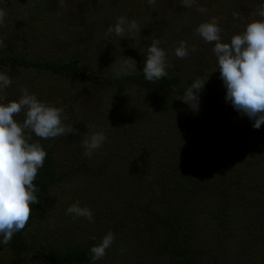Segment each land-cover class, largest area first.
<instances>
[{"label": "rangeland", "instance_id": "rangeland-1", "mask_svg": "<svg viewBox=\"0 0 264 264\" xmlns=\"http://www.w3.org/2000/svg\"><path fill=\"white\" fill-rule=\"evenodd\" d=\"M65 3L67 10L59 6L58 0H0V9L7 13L5 23L0 26V44L12 47L22 57L31 53L49 59L78 56L83 59V64L96 72L67 80L54 74H36L35 70L24 68L17 69L13 74L0 69V73L8 75L12 81L11 86L0 93L6 96L3 103H8L7 100L18 102L23 95L22 90L33 79L40 84L41 90L49 91V96L55 94L59 105L72 113L69 125L78 130L77 134L50 138V141L60 144V160H84L88 164L87 168L83 166V170H76L74 177L69 175L68 180L51 189V203L53 209L58 210L55 218L61 219L58 223L61 228L55 230L59 238H69L68 227L74 241L86 238L92 229L100 240L109 231L114 236L119 235L122 222L118 221L115 212L107 210L117 202V198L125 196L132 227L125 231L122 239L117 237V241L129 238L132 231L135 237L141 235L144 242L150 243L155 229H149L143 223L148 219L154 220L161 207L157 204L155 208H147L148 204L142 201L144 196L141 194H147L148 199L161 196L164 182L159 184L156 175L163 176L168 157L173 160L172 171H180L182 177L185 174L196 179L200 176L209 182H213L209 177L216 175L220 160L225 159L228 169L233 170L230 177L242 181L252 173L255 192L251 193V198L255 202L259 198L264 201V124L255 129L254 121L237 112L225 99L226 88L215 84V77L210 81L207 94L198 93L197 106L182 100L189 87L186 84L189 77L199 74L208 77L217 71L216 57L212 51L214 42H205L195 29L216 17L221 29V42H230L233 35L246 30L248 23L261 19L256 13L264 5V0H195L192 7H184L183 0H156L154 5H150L148 0H65ZM198 6L206 7L207 11H196ZM233 13L238 16L234 18ZM122 16L129 22L134 20L138 30L132 34L126 32L124 37L114 32L106 34L108 28L114 27ZM157 38L160 40L159 47L166 53V61L174 65L167 70L168 74L183 76L176 93L172 94L175 96L172 103L169 104L173 100L170 99L164 107L157 105L134 78L126 79V76H123L124 82L98 85L99 82L105 83L100 76L116 72L125 58H129L130 63L131 59L136 62L131 74L142 71L148 47ZM180 41L186 43L189 51V55L183 59L175 55ZM96 74L100 76L95 77ZM93 85L98 88H93ZM177 90L183 91L178 94ZM14 91L18 100L12 95ZM30 95H35L41 101V95ZM82 96L86 97L82 99ZM132 113L137 121L152 118L153 123H140L136 131L122 135L119 122L123 118L128 121ZM85 114L92 118L86 120ZM160 115L165 117L161 121L155 120ZM86 124L93 126L89 132H102L106 137L103 145L91 157L84 155V152L74 151L75 138L82 140L81 134L87 131ZM214 131L221 133V138L216 139ZM136 132L145 139L142 141L133 136ZM232 133L235 134L234 138L228 144L232 147L235 144L236 148L233 155L230 152L228 159L230 153L225 148L223 138ZM216 141L219 143L215 144ZM244 143L246 146L237 148ZM240 157L243 159L237 163ZM236 169L239 174L235 172ZM84 173L87 175L84 176ZM169 182L171 180L167 179ZM109 188L111 192H107ZM163 200L165 203L166 198ZM74 203L91 210V222L85 217L67 213V208ZM98 207L101 212L95 214ZM205 216L199 214L191 226L195 229L197 226L200 231L211 228L212 223ZM98 221L102 224L100 227ZM50 231L47 235L51 237ZM214 233H225V230L215 229ZM226 245L237 251L232 240L230 245ZM151 248L155 249L156 246ZM159 252L161 250L158 248ZM136 253L135 247L124 253L121 263L126 264L130 260V264H149V260H146L147 263ZM259 254L264 258V254L253 248L243 264L257 260ZM106 259L105 255L94 264H106Z\"/></svg>", "mask_w": 264, "mask_h": 264}, {"label": "trees", "instance_id": "trees-1", "mask_svg": "<svg viewBox=\"0 0 264 264\" xmlns=\"http://www.w3.org/2000/svg\"><path fill=\"white\" fill-rule=\"evenodd\" d=\"M104 65L108 66L107 64ZM2 68L10 74H13L19 68H24L31 71L35 70L36 74H54L67 80L75 79L79 75H86L93 71L83 64V59L78 56L49 59L36 57V55L31 53L26 57H22L12 47L0 44V69ZM108 71L110 70L108 69ZM92 73L95 74L96 72ZM115 74L116 72H110L107 76H100L99 74L94 76H100L101 80L102 78L104 79L105 83H98L100 87L104 84L124 82V77L116 79L114 78ZM199 75L189 77L186 80V84L191 86L197 79L205 82L203 90L199 92L200 95L208 93V89L211 87L210 81L214 77L216 78L215 84L225 87L222 79H220L219 71H214L213 75L208 77ZM131 78H134L139 86L152 96L157 105L164 107L170 99L173 100L169 101V104L174 101L175 96L173 97L172 94L176 93L183 76L180 74H175L174 76L168 74L156 82H150L145 79L142 70L126 76V79ZM94 85L93 88H98ZM40 87L39 83L30 79L26 89L30 94L41 95L40 102L62 108L57 102L55 94L49 96V91L41 90ZM86 87L88 86L86 85ZM181 91L183 90H177V93L180 94ZM12 95L18 100L15 91L12 92ZM84 97L86 96H82V99ZM11 101L14 100H7V102ZM86 102L88 101L86 100ZM71 115L72 113L67 110L63 112L62 123L64 125H69ZM85 116L86 120L87 118H92L87 114ZM163 117L165 115H160L155 120L161 121ZM25 118L24 110L14 116V120L21 124ZM141 120L143 121L134 119L133 113L128 121L125 118L120 120L122 135L136 131L140 123H153L152 118ZM25 132L26 135H31L32 137L29 143H39L47 153L44 165L38 170L37 177L33 182L39 189L34 195L38 197L40 202L31 205L32 212L25 228L15 233L9 244H0V264H93L90 259V249L93 245L100 242L97 234H94V229L91 230L86 238L74 241L71 240L74 235L69 233L68 229L70 228L68 227L66 231L69 238H59L55 230L61 228V225L58 224L61 219L55 218V213L58 210L53 209L51 203V189L60 182L68 180L69 175L74 177L77 171L83 170V166L87 168L88 164L84 163V160L83 162H71L64 158L63 161L60 160L58 155H60L62 150L58 146L60 145L58 142H52L50 138H39L34 132L28 130H25ZM136 134L137 132L133 136L135 135L142 141L145 139L144 136ZM213 134L216 139L217 137L221 138L219 136L221 133L218 131H214ZM233 135L235 134L225 135L223 138L225 148H228L229 153L231 152L232 155L236 145L234 144L232 147L228 143L234 138ZM60 137L62 138V136ZM75 140L76 149L73 148L74 151L77 153L84 152V148L81 147V140L77 138ZM216 143H219V141H216ZM243 145L246 146L244 143L237 148L244 147ZM208 147L210 148L211 145ZM231 153L230 155L228 154V159L231 157ZM242 159L243 157H240L237 163ZM70 160L72 159L70 158ZM220 162L221 165L216 168V175L212 174L213 176L209 177V180L213 182H209L207 179L204 181L200 176L196 179L192 176L187 177L186 174L185 179L180 174V171H172L173 160L168 157L163 168V176L160 174L156 175L159 184L164 182L161 196L148 199L147 194H141L144 196L142 201L148 204L147 208H155L157 204L161 207L156 212L157 216L154 220L148 219L145 224L143 223L149 229H155L153 238L148 244L144 242L141 235L135 237L132 231L129 238L120 242L117 241V237L121 238L125 231L131 230L132 227L129 223L128 200H126L125 196L122 199L120 197L117 198V202L111 205L107 211L117 214L118 221L122 222L121 232L115 236L112 245L106 249V264H122L121 261L124 260L123 254L134 247L137 250L135 255L154 264H243L244 260H248L246 255L248 256L249 251L253 248H257L259 253L264 254V201L259 198L255 202L251 198V193L255 192L253 190L255 181L252 173H249L248 179L240 181L235 177H230L233 170L228 169L225 159L220 160ZM235 172L237 174L240 173L238 169ZM191 173L195 175L194 172ZM83 175L86 176L87 173ZM167 179L171 180L169 184ZM171 187L175 189L171 190ZM110 190L111 188L107 192H111ZM163 198H166L165 203L164 200L162 202ZM142 205L145 206V203H142ZM100 212L101 209L98 207L94 213L100 214ZM199 214L206 215L205 217L212 223L211 228L200 231L197 226L196 229L191 226V223H195ZM99 223L98 221V227L102 225ZM215 229H223L225 233L215 234ZM49 230H51V237L47 235ZM92 237L96 239L93 240ZM231 240L234 242L237 251L227 248L226 243L230 245ZM154 246L156 248L152 249L151 247ZM158 248L161 250L159 253ZM126 264H130V260ZM246 264H264V258H261L259 254L257 260Z\"/></svg>", "mask_w": 264, "mask_h": 264}, {"label": "clouds", "instance_id": "clouds-1", "mask_svg": "<svg viewBox=\"0 0 264 264\" xmlns=\"http://www.w3.org/2000/svg\"><path fill=\"white\" fill-rule=\"evenodd\" d=\"M59 6L67 10L65 0H58ZM154 5L156 0H148ZM195 0H183L184 7H192ZM198 12H206L207 8L198 6ZM7 13L0 9V26L5 23ZM256 15L261 19L253 20L246 25L242 34L233 35L230 42H221V29L218 18L201 23L196 29L205 42H214L212 49L216 57L217 71L226 88L225 99L242 116H247L254 121L253 127L259 129L264 124V5L257 10ZM234 18L238 16L233 13ZM138 30V25L133 20L129 22L125 17H119L114 27L110 26L106 34L113 32L120 37L125 33L132 34ZM160 40L154 39L148 47L143 73L145 79L156 82L168 75V69L174 65L166 61L165 51L159 47ZM195 51V49H192ZM177 58L183 59L189 55L184 41L175 49ZM131 59V58H130ZM125 58L116 71L115 77L119 79L128 76L136 68V62ZM8 75L0 73V93L11 86ZM205 82L197 79L184 92L185 103L198 105V93L203 90ZM22 97L17 101L3 103L6 96L0 95V244L7 245L13 235L23 230L28 223L32 208L31 205L39 203L34 193L39 189L34 185L38 170L43 167L47 153L39 143H29L31 135H26L25 130L34 132L42 139L56 138L77 134L78 130L71 125L62 123L63 108L46 105L38 101L35 95H30L23 89ZM22 110L25 120L18 123L14 116ZM87 131L82 133L81 147L84 155L91 157L106 140L102 132H89L93 126L86 124ZM67 213L75 217H85L89 222L93 219L90 209L82 208L74 203L67 208ZM95 240V237H92ZM115 236L109 231L102 237L98 244L91 247V261L103 258L114 242Z\"/></svg>", "mask_w": 264, "mask_h": 264}]
</instances>
